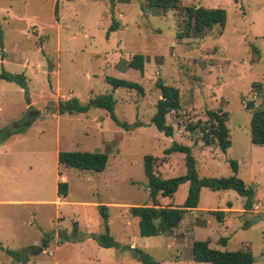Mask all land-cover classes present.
<instances>
[{"label":"rangeland","instance_id":"374dc122","mask_svg":"<svg viewBox=\"0 0 264 264\" xmlns=\"http://www.w3.org/2000/svg\"><path fill=\"white\" fill-rule=\"evenodd\" d=\"M180 3L222 9L223 28L213 26L204 38L176 39L178 14L148 8L145 0H0V72L22 74L30 85L25 96L16 84L0 80V170L9 171L4 181L0 177L6 183L4 189L0 184V264H21L7 251L26 257L25 264H81L84 256L85 264H141L128 251L104 249L93 240L60 243L58 233L68 236L73 222L76 240L101 233L95 205L101 204L107 207L114 241L128 246L135 237L144 242L128 208L151 205L143 156L156 158L154 170L162 179L184 174L182 154L163 155L172 142L191 147L199 179L227 178L233 175L228 161H235V177L252 188L256 207L249 213H224L217 222L208 211L228 205L239 210L244 198L232 190L202 188L198 211L186 212L175 230L176 244L143 250L162 264H206L193 262L190 249L192 242L208 240L209 248L220 251L250 250L254 264H264V146L249 142L250 115L261 108L264 93V0ZM112 22L117 28L109 31ZM134 55L143 58L142 72L128 66ZM105 77L137 83L143 92L114 89ZM157 80L179 91L180 109L165 118L173 129L171 137L150 122L160 97ZM103 94H111L113 114L126 127L115 125L97 108L82 114L53 113L58 100L75 98L85 104ZM28 97L40 115L28 116L23 107ZM246 102L252 103L251 109L244 108ZM217 109L227 113L230 147L225 153L214 145L202 146L198 134L185 131L186 124L205 122V111ZM15 128L20 134L12 138ZM28 150L47 153L37 163L43 164V172L37 165L28 168V156L22 154ZM56 150L103 152L106 165L99 173L64 169L57 166ZM57 168L65 179L59 182L67 185L62 206L54 203ZM186 189V184L179 185L170 198L157 197V204L181 206ZM245 221L249 226L243 228ZM45 238L44 250L32 254ZM219 238L226 239L224 247L217 244ZM118 258L122 260L115 262Z\"/></svg>","mask_w":264,"mask_h":264},{"label":"trees","instance_id":"16d2710c","mask_svg":"<svg viewBox=\"0 0 264 264\" xmlns=\"http://www.w3.org/2000/svg\"><path fill=\"white\" fill-rule=\"evenodd\" d=\"M148 8H157L162 12L167 10L175 11L178 14L179 21L175 31L176 39H186L191 36L204 38L213 26L223 28L225 23V12L222 9H207L200 6H183L180 0H145ZM117 28V24L112 22L109 31ZM257 51L253 49V56L256 57ZM128 66L134 70L142 72L143 58L141 55H134L128 61ZM0 80L16 84L27 95L25 77L22 74H11L0 72ZM105 81L110 87L125 88L134 90L142 94V87L134 82L123 79L105 77ZM155 88L159 91V99L155 103V111L150 119L151 124L158 132L165 137H171L173 129L165 122L166 115L180 109V96L177 88L164 85L160 80L155 82ZM89 108H97L107 112L109 118L115 125L126 127L120 123L113 114L114 100L111 94H103L89 99L87 103L80 104L75 98L58 100L55 111L57 115L62 114H82ZM207 120L205 122L196 121L188 123L185 131L190 134H198L199 140L204 147L216 146L221 153H225L230 147L229 132L226 127L227 113L217 110L205 111ZM249 142L255 146H264V93L261 96V108L252 111L249 120ZM196 144V139L193 145ZM178 153L184 156L185 172L183 175L162 179L155 172L156 158L151 155H145L142 158V169L145 176V189L148 191V197L151 205L132 206L128 208V214L137 219V234L141 238L155 236H171L173 231L179 225L183 215L197 207L199 192L202 188L211 191L232 190L239 197L244 198L242 209L249 211L252 206L254 191L246 186L239 178L235 177L237 164L229 160L228 164L233 175L227 178H202L199 179L194 168V158L191 155V147L172 142L171 145L163 150L165 157ZM107 156L103 152H82L58 151L56 163L65 169H75L78 171H91L94 173L102 172L106 165ZM186 184V197L179 207L172 205L159 206L157 197L170 198L177 187ZM56 195L59 198H65L67 195V185L65 182L56 183ZM101 218L102 232L99 234H90L89 237L95 244L101 248H114L121 252L128 251L131 256L141 264H162L152 259L142 249L127 245H120L112 239L108 231L107 207L101 204L96 205ZM229 208V205H228ZM217 222H222L224 211H208ZM249 223L246 221L242 227L246 228ZM61 242H76V223H72L71 232L68 236L58 233ZM47 239L41 241V245L47 246ZM225 238H219L217 244L224 247ZM208 240L192 242L190 249V258L195 263L206 264H254V259L250 250H217L208 247ZM9 252L12 257L20 261L21 264L27 262L26 257H21L17 252Z\"/></svg>","mask_w":264,"mask_h":264},{"label":"crops","instance_id":"0c3cea01","mask_svg":"<svg viewBox=\"0 0 264 264\" xmlns=\"http://www.w3.org/2000/svg\"><path fill=\"white\" fill-rule=\"evenodd\" d=\"M1 61H3V60H1ZM47 72L48 73H53V70H52V68H49L48 70H47ZM35 77L37 76V75H34ZM24 77H26V76H24ZM34 81V80H33ZM25 82H26V88H27V93H29V87L28 86H30L29 85V78H27L26 77V79H25ZM57 90V89H56ZM27 100V104H25L23 107L24 108H26V112L27 111H37V115L36 116H38V115H40L41 114V112L42 111H40L39 110V108H36V109H33V102L29 99V97L26 99ZM12 131V133L10 134V136L13 138V137H15V136H17L18 134H20V133H18V132H20V130H19V128H15V129H12L11 130ZM2 151H3V153H5V150L4 149H2ZM57 152H58V150H56L54 153H55V155H57ZM20 154V152H15V154ZM27 153V154H26ZM22 154H25V155H27L28 156V163H29V167L28 168H30V166H32V167H35L36 165H37V163H39V164H41L42 162H43V158L44 157H41L40 158V155L41 156H44V155H46L47 153H43L42 151H35V150H28L27 152H22ZM32 155V156H31ZM35 156L36 157H38L39 159H36L35 158ZM30 157H31V160H30ZM57 166H61V165H58L57 164ZM61 167H63V166H61ZM43 168L45 169V167L43 166V164L42 165H37L36 166V169H37V171L38 172H43ZM64 168V167H63ZM31 169V168H30ZM65 169V168H64ZM8 173H9V171H8V168L6 167V168H4V169H1L0 170V177H1V180L2 181H4L5 179H4V177H7L8 176ZM60 180H62V181H65V179H64V176L58 171V168L56 169V173L54 174V178H53V183H54V189H55V199H54V203L57 205V206H62V205H64L65 203H66V201H65V199L64 198H59V197H57V195H56V183L57 182H59ZM1 184V189H4L5 187H4V184H6V183H0ZM7 190H8V188H7ZM2 191H5V190H2ZM15 190L13 189V190H11V192H10V195H12L13 194V192H14ZM6 193L8 192V191H5ZM8 192V193H9ZM4 203H8V202H10V201H3ZM11 203H20V201H11ZM95 205H98V204H95ZM163 207V206H162ZM173 207H176V206H173ZM243 207V206H242ZM256 207V205L254 204V201H253V203H252V206H251V209H254ZM193 210H195V211H198V207H196L195 209H193ZM193 210H191V211H189L188 212V214H192L194 211ZM202 211L203 210H206V209H201ZM221 211H224L225 212V215H227V213H229L230 211L231 212H237V213H243V212H245L242 208L241 209H239V210H236V211H233V210H230V206H229V208L228 207H226V208H224V209H222ZM250 212V210L249 211H246V213H249ZM226 217V216H225ZM224 219V218H223ZM179 226V225H178ZM176 230V229H175ZM175 230L173 231V233H172V235L171 236H155V237H147V238H145L144 240V242H141L140 241V239H138V238H135L134 237V239L132 238V240H131V242H129V247L130 248H133V247H136V248H139V249H156V248H159V247H161V246H163V245H166V247H170V245L168 244V243H172V244H176V242L174 243V240H175V237H174V234H176L175 233ZM85 237V236H84ZM82 238L81 240H76V242H74V243H69V244H74V245H77L78 243V241H84V239H86V241H89V240H92L89 236H88V238ZM141 238V237H140ZM55 243L57 244V243H59L58 241H55ZM61 243H67V242H61ZM136 243H139L138 245L136 244ZM104 249H106V248H104ZM109 249V248H108ZM43 251V250H42ZM41 251V252H42ZM144 251V250H143ZM41 252H39V253H41ZM88 261V257L87 256H84L80 261H78L79 263H81V264H85L86 262H84V261ZM94 260H96L97 262H99V260L97 259V258H94ZM119 260H122L121 258H118V260H115V262H118ZM28 262V261H27ZM94 264H96V263H94ZM104 264H110V262L109 261H107V262H104Z\"/></svg>","mask_w":264,"mask_h":264},{"label":"water","instance_id":"95a60500","mask_svg":"<svg viewBox=\"0 0 264 264\" xmlns=\"http://www.w3.org/2000/svg\"><path fill=\"white\" fill-rule=\"evenodd\" d=\"M252 103L251 102H246L245 103V109L246 110H249V109H251L252 108ZM38 113H37V111H29L28 112V116L30 117V116H32V115H34V116H36ZM42 250H44V246H40V247H34V248H32L31 249V253L32 254H37V253H39V252H41Z\"/></svg>","mask_w":264,"mask_h":264}]
</instances>
